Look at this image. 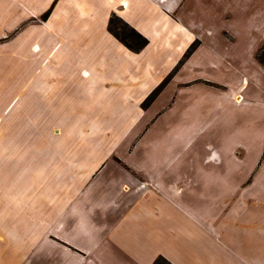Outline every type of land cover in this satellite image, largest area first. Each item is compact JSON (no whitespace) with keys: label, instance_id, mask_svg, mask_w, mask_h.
I'll return each instance as SVG.
<instances>
[{"label":"crops","instance_id":"crops-1","mask_svg":"<svg viewBox=\"0 0 264 264\" xmlns=\"http://www.w3.org/2000/svg\"><path fill=\"white\" fill-rule=\"evenodd\" d=\"M189 1L0 0V98L10 99L0 115V264H154L160 256L264 264V171L219 154L218 136H202L233 122L226 108L263 118L256 130L236 125L221 138L264 130V94L237 102L254 77L264 92L251 55L264 41L249 52L253 71L217 49L203 54L217 29L189 12ZM114 16L148 44L139 52L123 44L109 30ZM203 66L232 78L214 79ZM206 99L215 116H201ZM105 105L134 117L112 145L25 138L75 131ZM58 116L70 124H55ZM86 122L80 129L97 131Z\"/></svg>","mask_w":264,"mask_h":264},{"label":"rangeland","instance_id":"rangeland-1","mask_svg":"<svg viewBox=\"0 0 264 264\" xmlns=\"http://www.w3.org/2000/svg\"><path fill=\"white\" fill-rule=\"evenodd\" d=\"M189 12H193L196 15V18L207 23V25H212L217 29V36L213 42H205V46L202 50L203 54L207 51L208 48L217 49L219 54H225L230 57L233 62L240 64L242 66L248 67L251 71L254 70V64L252 62L249 52L252 51L259 42L264 41V34L260 31H264V0H190L187 6ZM189 14V13H188ZM112 29L118 33L124 35L123 24L117 20L112 25ZM225 31L230 32L234 36V40L229 39L224 34ZM255 61L260 67V71L264 72V43H262L254 52L251 53ZM188 58V57H187ZM185 58V59H187ZM184 59V60H185ZM183 60V61H184ZM262 65V66H261ZM208 66H203L202 74L209 75L217 80H226L232 78V73L222 70L221 68L217 69H207ZM254 77L245 85L244 90L239 92L237 102L240 103L245 100H251L256 95H263L264 92L257 91L258 82ZM261 81V78H258ZM259 81V82H260ZM217 85L218 90L230 91L225 84H214ZM239 91V90H238ZM237 91V92H238ZM264 91V90H263ZM259 92V93H258ZM244 97H243V96ZM8 96V95H7ZM202 98L205 99V95L201 93ZM259 97V96H257ZM10 102V99L5 98L2 100L0 98V115L2 113V108L5 107ZM208 99L205 100L202 104L201 116L203 118H208L215 116L216 114L206 113L209 109ZM106 104V102H105ZM106 109H101L99 115H92L89 117H84L78 123H74L75 128H78L75 131L69 133H59V132H30L25 133L26 140L31 139H74L77 140H103L112 145L115 141H118L122 138L121 128L127 127L130 123V119L134 117H124L117 116L109 110V107L105 105ZM18 107L16 106L13 113L17 112ZM226 108L224 113L228 115L233 122L228 126L221 127L219 129L210 128L207 133L204 132L202 136L209 135L213 137H219L216 140L212 141L213 148L219 152L221 155H234L239 157H244L250 160H253L254 163H251V171H264V130L257 132L260 135L257 138V135L254 134L252 139L247 140V136H239V134L232 133L229 138L223 137L227 134L231 128H234L236 125L238 127L251 128L256 130L258 123L262 115H247L246 110H236ZM199 117V116H198ZM31 116H26V123L30 121ZM55 124L62 125L64 128L70 124L65 120V117H53ZM89 121L91 127H96L97 131H83L82 129L88 128ZM82 124V125H81ZM247 124V125H246ZM84 125V126H83ZM77 126V127H76ZM83 126V128H82ZM82 128V129H80ZM92 129V128H91ZM116 129V130H115ZM250 130V129H249ZM12 134V133H11ZM17 136V133H15ZM249 136V135H248ZM2 138V133H0V139ZM10 138L9 140H11ZM16 139V138H15ZM253 140H255L253 142ZM229 152V153H228Z\"/></svg>","mask_w":264,"mask_h":264},{"label":"trees","instance_id":"trees-1","mask_svg":"<svg viewBox=\"0 0 264 264\" xmlns=\"http://www.w3.org/2000/svg\"><path fill=\"white\" fill-rule=\"evenodd\" d=\"M46 17V15L44 16ZM115 20L121 22L123 24L124 27V35L118 33L117 31L112 29V25L115 22ZM109 30L111 31V33H113L123 44H125L128 48H130L131 50L135 51V52H139L141 49H143L147 44H148V40L143 37L140 33H138L135 29L131 28L128 24H126L123 20H121L119 17H112L110 20V24H109ZM197 47V42H195L194 44L191 45V47L187 50V52L185 53L183 59L180 61V63L177 65L176 69L182 64L183 60L187 57H189L193 51L196 49ZM175 69V70H176ZM173 73H171L166 79L165 81L157 88L155 89L151 95L145 100L143 106H147L149 105L157 96V94L160 92L161 88L163 87V85L167 82V80L172 76ZM154 264H172L171 262H169L166 258L160 256L158 257Z\"/></svg>","mask_w":264,"mask_h":264}]
</instances>
